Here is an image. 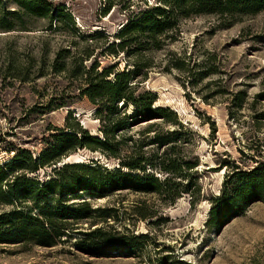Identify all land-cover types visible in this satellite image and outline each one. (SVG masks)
I'll return each instance as SVG.
<instances>
[{
  "label": "rangeland",
  "instance_id": "rangeland-1",
  "mask_svg": "<svg viewBox=\"0 0 264 264\" xmlns=\"http://www.w3.org/2000/svg\"><path fill=\"white\" fill-rule=\"evenodd\" d=\"M126 1L131 11L144 1L153 3L125 0L121 5ZM61 2L71 15L72 29L56 21L60 28L49 31L45 20L30 19L19 29L23 31L0 33V165L19 149L40 153L54 142L55 130L73 123L67 119L69 112L79 126L101 138L95 107L80 95L82 80L55 73L52 66H74L90 53L82 63L86 68L94 63L97 70L113 73L131 68L123 54L115 57L104 50L118 42L115 35L125 22L121 5L103 17L105 0H52L53 7ZM11 7L5 1V8ZM177 60L184 63V70L173 67ZM152 61L156 67L136 94L155 93L156 106L169 108L189 131L186 135L193 143L188 154L198 159L189 180L199 188L198 203L191 206L187 194L172 205L153 194L127 191L102 199L82 195L70 203L87 200L93 208L117 209L111 227L123 236L139 237L133 248L121 249L111 241L106 255H86L75 249L81 236L74 233L69 242L54 248L0 245V264H159L162 257L167 258L162 264H264V203L246 206L217 230L208 231L205 224L213 207L211 199L223 190L233 165L241 170L264 166V14L243 18L228 28L220 27L215 17L185 20L176 40L153 53ZM132 111L129 106L126 113ZM144 127L133 128L128 135L137 138ZM129 153V145L120 146V161ZM72 163L108 171L119 168V160L82 149L27 177L46 181ZM8 209L0 207V213ZM142 214L150 218L142 220ZM77 230L88 231L87 225Z\"/></svg>",
  "mask_w": 264,
  "mask_h": 264
},
{
  "label": "trees",
  "instance_id": "trees-1",
  "mask_svg": "<svg viewBox=\"0 0 264 264\" xmlns=\"http://www.w3.org/2000/svg\"><path fill=\"white\" fill-rule=\"evenodd\" d=\"M5 1L13 5L12 9L5 8ZM123 1L105 0L103 17ZM130 6L129 1L121 5L125 22L115 35L118 42L104 50L115 57L123 54L131 68L117 73L111 69L97 70V63L86 68L82 63L90 53L74 66H52L55 73L65 72L82 80L80 95L95 107L93 115L100 123L101 138L79 126L69 112L67 119L73 123L55 130L54 142L45 145L40 153L19 149L9 162L0 165V207L10 208L0 213V245L54 248L69 242L75 233L81 236L74 244L78 252L104 256L111 241L121 249H131L140 238L126 237L112 229L110 222L118 218L117 209L93 208L87 200L71 201L82 195L102 199L127 191L156 195L165 205H172L182 194L189 195L191 206L198 203L199 188L189 180L190 171L198 166V159H190L188 154V145L193 143L191 136L186 135L189 131L169 108L156 106L155 93L136 92L156 67L153 53L176 40L181 22L215 17L220 27L228 28L243 18L264 14V0H153L144 1L142 7L133 11L128 9ZM30 19L45 20L49 31L60 28L54 24L56 21L67 29L74 25L64 2L54 8L52 0H0V33L23 31L19 29ZM173 67L182 71L185 65L177 60ZM129 106L133 111L127 114ZM143 125L137 138L128 135L133 128ZM122 145H129L130 153L120 161ZM82 149L119 160V168L108 171L98 165L72 163L63 165L46 181L27 177ZM231 169L225 175L223 190L211 199L213 207L205 223L208 231L238 217L246 206L264 203V166L241 170L233 165ZM175 178L180 181L174 182ZM183 180L189 181L183 184ZM140 218L147 220L150 214ZM80 225H87L88 231H78ZM166 259L162 257L158 263Z\"/></svg>",
  "mask_w": 264,
  "mask_h": 264
}]
</instances>
